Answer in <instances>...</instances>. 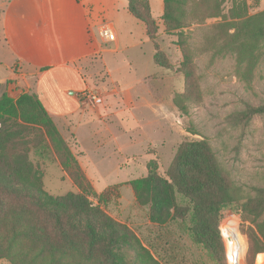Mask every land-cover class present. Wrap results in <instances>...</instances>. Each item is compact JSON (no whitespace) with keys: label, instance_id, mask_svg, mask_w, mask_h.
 <instances>
[{"label":"rangeland","instance_id":"obj_1","mask_svg":"<svg viewBox=\"0 0 264 264\" xmlns=\"http://www.w3.org/2000/svg\"><path fill=\"white\" fill-rule=\"evenodd\" d=\"M263 10L264 0H185V26L181 38L192 70L193 86L189 96H183L186 79L180 70L184 51L179 44L180 37L178 34H167L163 23L161 27L158 25L155 39L151 42L167 67L156 65L148 57V51L153 50L151 43L141 46L143 53L147 54V62L142 53L141 64L134 67L129 66L125 58L128 55L136 59V55L140 56L139 48H129L110 56L109 65L115 81L122 85L147 75L144 84L136 81V87L114 84L101 89L99 85L107 75L102 66L94 61L93 77L84 71L97 86L89 91L99 97L94 101L83 96L84 110L98 111L107 100L114 101L112 97L125 96L132 100L138 95L147 99L148 104L139 105L138 114L142 117L143 131L148 133L149 139H143L137 133L133 135L137 141L127 151V160L122 152L114 154L117 152L114 143H103L97 152L108 156V159L97 163L96 159H91L95 156L92 152L90 159L84 158L87 152L80 148L74 123L61 126L55 122L92 191L99 194L107 187L115 186L116 192L115 189L110 190L111 194L102 206L105 212L126 225L159 264H228L227 246L220 232L227 219L235 220V230L246 242L238 264H264L258 263L264 256L259 253L264 251L252 255L247 237L249 230L260 237L259 228L264 225V206L257 202L264 195V113H255L247 120L239 117L248 107L264 105V34L258 37L252 35L251 29L257 22L246 27L242 25L245 19L259 15ZM125 29L124 41L127 43L124 44H128L129 29ZM101 44L106 46L103 42ZM16 67L19 77L4 82L0 86V95L6 91L10 97L17 99L24 92H32L24 81V77L27 82L31 81L30 75L23 73L18 65ZM103 90L108 91L105 94ZM25 124L28 127L24 130L29 144L28 159L40 172L43 189L52 195L79 192L69 172L62 167L57 148L43 127L40 124ZM110 129L115 133L112 124ZM108 132L101 131V135L96 137L104 138ZM191 139H204L208 143L236 198L235 204L220 211V240L214 243L215 253L212 254L193 242L186 225L175 221L161 226L151 224L147 218L148 208L137 205L128 183L144 176L147 163L152 159L157 161L158 171L164 172L177 145ZM113 156L120 157L116 160ZM80 162L95 175L92 178H97V181L89 179ZM0 182H5L1 172ZM89 200L98 204L93 196H89ZM122 247L131 264H143L136 252V244L127 236ZM0 264L10 262L0 259Z\"/></svg>","mask_w":264,"mask_h":264},{"label":"trees","instance_id":"obj_2","mask_svg":"<svg viewBox=\"0 0 264 264\" xmlns=\"http://www.w3.org/2000/svg\"><path fill=\"white\" fill-rule=\"evenodd\" d=\"M184 3L185 0H163L160 19L167 34L180 37L179 44L184 50L180 70L186 79L183 96H189L192 70L181 38L185 26ZM128 10L144 24L146 35L153 41L158 23L151 15L148 0H128ZM254 22L257 23L251 29L252 35H263L264 10L245 19L242 25L246 27ZM153 61L167 67L157 49ZM255 113H264V105L248 107L239 117L247 120ZM25 123L43 127L79 192L52 195L43 189L41 174L28 159ZM0 172L5 181L0 182V259L10 264H131L122 247L127 236L136 244L143 264H159L126 225L105 212L102 206L115 186L99 194L92 191L55 121L33 92H24L17 99L6 92L0 95ZM128 183L137 205L148 208L151 224L161 226L175 221L186 225L193 242L215 253L214 243L220 240V211L235 204L236 198L204 139L178 144L162 173L158 171L157 161L149 160L146 174ZM89 196L95 197L98 204H93ZM257 202L264 206V195ZM259 233L260 237L253 230L247 232L252 255L264 251V225Z\"/></svg>","mask_w":264,"mask_h":264},{"label":"crops","instance_id":"obj_3","mask_svg":"<svg viewBox=\"0 0 264 264\" xmlns=\"http://www.w3.org/2000/svg\"><path fill=\"white\" fill-rule=\"evenodd\" d=\"M148 3L151 15L161 27L163 0H148ZM104 19L105 23L102 22ZM135 21L141 22L129 12L128 0H0V86L19 77L18 65L23 73L30 75V83L24 77V84L32 88L48 115L61 126L74 123L80 148L87 152L84 158L90 159L92 152L95 156L91 159H96L97 163L104 161L108 156L99 155L98 150L103 143H114L117 147L114 154L122 152L126 159L127 151L137 141L133 135L137 133L143 139H149L138 114L139 105L148 104L147 99L138 95L132 100L125 96L112 97L114 101L107 100L98 111L84 110L82 105L83 94L97 87L93 78L90 80L85 74L88 71L93 77L94 61L107 73L105 81L99 85L101 89L114 84L120 87L144 84L147 75L121 85L113 78L109 65L111 55L129 48H139L140 56L133 59L126 55L127 64L131 67L141 64V46L152 42L144 24L139 26ZM103 24L113 29V41H105L99 35ZM125 28L129 29L128 44H124L127 43L124 41ZM101 42L106 46L102 47ZM143 54L147 62V54ZM153 54L154 47L148 51L151 60ZM103 91L106 94L108 90ZM111 124L115 133L110 129ZM101 131L111 132L104 137L106 141L102 136L96 137ZM113 157L117 160L120 156ZM82 168L90 180H98L92 178L95 175L86 166L82 165Z\"/></svg>","mask_w":264,"mask_h":264},{"label":"bare ground","instance_id":"obj_4","mask_svg":"<svg viewBox=\"0 0 264 264\" xmlns=\"http://www.w3.org/2000/svg\"><path fill=\"white\" fill-rule=\"evenodd\" d=\"M228 233L226 235H231V238L228 240L227 244V257H228V264H238L240 263V259L243 256V253L246 249V242L239 233H237L235 230H232L231 228L227 229ZM226 231V232H227ZM264 254V253H259ZM258 254V255H259ZM257 255V260H258ZM258 263H264V256Z\"/></svg>","mask_w":264,"mask_h":264},{"label":"built area","instance_id":"obj_5","mask_svg":"<svg viewBox=\"0 0 264 264\" xmlns=\"http://www.w3.org/2000/svg\"><path fill=\"white\" fill-rule=\"evenodd\" d=\"M99 35L105 40V41H113L115 39V33L110 25L103 24L99 28ZM83 96H86L90 99H93L94 101L99 100V97L90 91H87L83 94ZM235 221V220H234ZM233 220L227 219L224 224H222L220 228L221 236L223 237L225 241V245L227 246L228 240L231 238V235H226L228 233L227 229L231 228L232 230H235V223ZM227 231V232H226ZM236 231V230H235ZM237 232V231H236Z\"/></svg>","mask_w":264,"mask_h":264}]
</instances>
